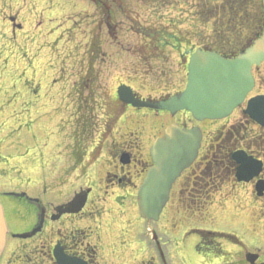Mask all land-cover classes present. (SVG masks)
Returning <instances> with one entry per match:
<instances>
[{
	"label": "rangeland",
	"instance_id": "obj_1",
	"mask_svg": "<svg viewBox=\"0 0 264 264\" xmlns=\"http://www.w3.org/2000/svg\"><path fill=\"white\" fill-rule=\"evenodd\" d=\"M114 1L118 6L111 0H0V193L22 190L55 204L64 201L70 194L64 186L54 187V181L73 170V140L91 141L94 152L103 148L95 145L99 140H108L119 145L118 152L134 151L137 173L126 186L109 188L106 179L116 172L111 152L105 156L92 152L90 161L77 167L93 187L95 260L156 262L155 233L165 244L168 264H249L246 252L264 254V201L255 200L250 192L246 195L245 189L236 191L242 186L235 187V195L225 193L228 199L219 208V201L211 203L209 195L223 189L218 175L205 177L206 189L195 183L190 187L182 179L174 184L171 203L157 222L143 219L136 204L138 185L150 162L149 145L168 125H200L207 136L200 154L204 158L205 153L222 151L229 128L235 127L231 134L243 129L244 105L226 120L197 123L190 114L169 117L146 108L129 107L123 114L116 91L122 83L150 99L182 91L187 81L184 51L204 46L238 52L248 44L253 27L257 29L261 0ZM230 1L242 8V19L232 18ZM132 20L174 32L185 41L180 49L152 51L132 31ZM253 74L251 94L264 93V63L254 67ZM245 131L237 140L247 136L259 140L264 135L253 124ZM201 165L195 163L194 171ZM44 188L45 193H39ZM1 202L9 231H21L32 222L33 209L23 201L2 197ZM194 229L234 234L242 242L232 247L223 239H207L210 246L220 242L211 258L206 250L196 249L200 236L190 232ZM15 256L7 248L0 253V264H9Z\"/></svg>",
	"mask_w": 264,
	"mask_h": 264
},
{
	"label": "water",
	"instance_id": "obj_2",
	"mask_svg": "<svg viewBox=\"0 0 264 264\" xmlns=\"http://www.w3.org/2000/svg\"><path fill=\"white\" fill-rule=\"evenodd\" d=\"M263 11H264V0ZM264 61V29L263 34L254 44L234 58H226L215 52L196 50L190 56L188 78L185 89L167 100L152 102L141 100L135 96L132 89L120 85L117 93L120 100L134 107H147L156 110H167L172 114L187 110L196 120L222 119L242 104L247 93L254 86L251 68L254 64ZM244 113L250 119L264 127V96H256L248 100ZM202 133L198 127L180 128L173 124L165 130L164 137L158 138L150 148L153 165L138 191V205L141 217L157 221L169 200L172 184L181 172L188 168L196 159L201 145ZM237 163L236 177L239 181H248L258 175L261 163L247 156L243 151L232 154ZM129 156L124 153L122 163H127ZM258 195L264 190V183L256 184ZM22 197L24 193H11ZM84 199V196H83ZM83 201L76 196L71 202L57 208L59 214L78 212ZM41 227L32 232L34 234ZM6 224L0 204V251L3 249L6 237ZM59 264H71V260L58 256ZM247 260L253 264L257 255L247 254ZM264 264V263H262Z\"/></svg>",
	"mask_w": 264,
	"mask_h": 264
},
{
	"label": "flooded vegetation",
	"instance_id": "obj_3",
	"mask_svg": "<svg viewBox=\"0 0 264 264\" xmlns=\"http://www.w3.org/2000/svg\"><path fill=\"white\" fill-rule=\"evenodd\" d=\"M165 114L171 117L168 112H165ZM75 141L73 140L72 143L74 146H76V149L73 148L72 150V159L74 160V164H72L71 169L73 170L70 172L68 171L66 176L61 173L55 178L54 181V187H66V190H68L67 193L69 192L70 194L69 198L55 204L53 201L45 200V198L40 195H29L25 191H19L25 192L28 197H16V200L23 201L25 204L32 207L33 220L26 228L21 231L14 232L8 230L7 236H9L10 239L9 241L6 239V244L3 252L7 250V248H10V251L12 252V254H14V256L18 255L12 258L9 264H59L58 258L55 255V250L60 254V256H66L70 259H78L82 261L83 264H100L97 260H95V245L93 246L91 244V210L93 207V205H91V194L93 191V187L88 184L90 182H88L89 180L85 172L77 170V167H80L81 169L86 165V161L91 158V153L94 151L91 148V141L85 139H79ZM102 143H104L105 145H103ZM262 144H264V141L262 142ZM95 145H99L98 147H103L99 151H95V155L105 156V153L111 152L116 157L113 161V163H116V165L114 166L116 172L111 174L112 179L111 177H109L110 180L106 179L109 183V188L113 186H126V180L132 177L134 175V172L137 173V163L135 162L136 158L134 156V151L128 150L130 152L128 153L129 161L124 165L119 161L125 149H120V151L118 152L119 145H117V143L112 144L108 140H99ZM251 153L255 157H259L262 160L263 172L260 178L264 180V155H261L258 152H256L255 154V151H252ZM230 181L233 185H231L230 188L233 189L236 181L234 179H231ZM131 182H133V180H131ZM245 188L249 189V192L252 193L253 188L251 186L248 187L247 185H245ZM41 192L42 194H44L45 188L40 190L39 193ZM79 193L84 195L82 208L76 213L59 214L57 210L58 206L68 203L75 197V195ZM261 200L262 202L264 201V194ZM2 205L5 213V206L3 203ZM40 221L41 227L34 235H30L28 237H19L17 235L19 233L31 232L37 227ZM214 245L210 246L209 243L204 242L201 245L200 250H206V252L209 253V256L212 257L215 252L217 253L219 250V247ZM154 246H157L156 243H154ZM257 248H259L260 250V247ZM16 249L18 252L17 254H15ZM254 253L257 255L255 264H261L262 262H264L263 253ZM148 262V264H153V262L155 264H161L159 257L158 261H156L157 263L155 261Z\"/></svg>",
	"mask_w": 264,
	"mask_h": 264
},
{
	"label": "trees",
	"instance_id": "obj_4",
	"mask_svg": "<svg viewBox=\"0 0 264 264\" xmlns=\"http://www.w3.org/2000/svg\"><path fill=\"white\" fill-rule=\"evenodd\" d=\"M232 1L227 2V5L233 7V19L237 18V21L239 19H242V8H240V6H236V4L234 5L233 3L231 4ZM99 4H102L99 3ZM103 6V5H101ZM236 9V13L235 10ZM239 10V11H238ZM244 13V12H243ZM262 15L259 17V22L257 23V29L255 30V28L253 27V31L256 35H260L262 32ZM133 29L135 30V32L144 40L149 44V49L150 50H165L167 49V47H175L177 49V47L180 45L181 41H184L182 39L181 36H178L176 33L174 32H168L165 29H158L155 27H150V26H142L139 22L137 21H133V25H132ZM252 34L251 39H254V36ZM224 51V50H223ZM224 53H229L227 51H224ZM231 53V51H230ZM239 132L240 131H235L234 133L236 134V137L231 135L230 132L227 133V137L225 138L226 140V145L224 147H222V151L219 150L217 152L209 153L205 155L204 159L201 161V163H203V168L199 171L201 174H199L201 176H198L197 180L200 179L199 181L201 182L202 180V185L203 188L206 189V187L208 186V183H206L205 177H209L211 176V174L214 172V176L218 175L219 178H221V180H225V179H229L230 175L234 172V162L231 160V153L237 149L238 146V142L239 140H236L237 137H239ZM238 141V142H237ZM242 146L249 152L255 151L253 150V146L257 147L258 149H262L263 144H261L260 142H254L252 143H248V144H242ZM241 146V147H242ZM222 153L221 155L219 153ZM257 151H255L256 154ZM259 154H261L262 152H258ZM214 166V167H213ZM216 167V168H215ZM224 168V169H223ZM223 169V171H221ZM216 179V178H215ZM204 181V182H203Z\"/></svg>",
	"mask_w": 264,
	"mask_h": 264
}]
</instances>
